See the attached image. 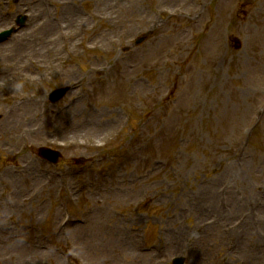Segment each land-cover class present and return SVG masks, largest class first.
<instances>
[{
    "label": "rangeland",
    "instance_id": "1",
    "mask_svg": "<svg viewBox=\"0 0 264 264\" xmlns=\"http://www.w3.org/2000/svg\"><path fill=\"white\" fill-rule=\"evenodd\" d=\"M20 14L27 23L0 44V264H125L133 234L165 243V264L233 252L262 264L264 0H0V32ZM44 18L60 48L61 29L82 41L55 73ZM20 111L39 132L6 135ZM42 146L62 151L58 165ZM93 235L104 241L91 249Z\"/></svg>",
    "mask_w": 264,
    "mask_h": 264
},
{
    "label": "bare ground",
    "instance_id": "2",
    "mask_svg": "<svg viewBox=\"0 0 264 264\" xmlns=\"http://www.w3.org/2000/svg\"><path fill=\"white\" fill-rule=\"evenodd\" d=\"M70 13L72 17L70 16ZM70 13H69L68 23H72L76 25L79 22V20L83 18L81 12L77 10L73 9ZM1 19H3V16L0 15V20ZM55 22H56L55 20H46L44 18L37 23V27L39 29L38 31H40L37 34L38 36H42L43 38L42 43L39 46L43 47L44 45L47 44V46L50 47L49 52H51L52 54L49 58V62L47 65V70L51 73H55V69L58 68L55 61L61 55L62 49H67L70 53H72L73 51L77 49L78 45L80 46L82 44V41L80 40L79 35L75 31V27L66 28L65 26H62L63 28H66V29H61L60 31V39H61V48H60L59 42L57 41V38H56V34L53 33V29L56 30L58 26L55 24ZM23 38L25 39H23L22 43L16 45L15 48H13V53H11V55H13L14 57H17L19 55L20 51L22 50L24 46L29 45L28 43L29 38H26V35ZM38 56L39 58L40 57L43 58V56L45 55H42L41 53V54H38ZM42 60H45V57ZM17 68H19L22 72H24V69L22 67H17ZM32 68H34V66L30 65V66H27L25 70L31 71ZM68 73L71 74L72 72H68ZM68 73L65 74V76L66 75L68 76ZM14 75L19 78L23 77V74H21L20 71H18V73H15ZM16 106L18 107V105ZM25 117H28V113L25 111H20L18 112L16 116H14V118H9L8 128H6L7 129L6 135L9 136L13 134V132L15 131L16 132L21 131L24 134L25 133L24 130H34V127H36V129L33 135L40 131L37 123H33V121L28 122V124L25 125L28 127V129H23V126L25 123L24 122ZM110 122L111 121H109V123ZM88 129L96 130L97 127L93 126L92 124H89V127L87 128V130ZM28 142H29V139L27 137H24V143L26 144ZM188 236H189L188 238L191 237L190 235ZM89 239L91 240L90 245H89L91 249H93L95 245H101L102 242L104 241L103 239L98 238L96 235L90 236ZM132 239H133V242H132L133 245L136 246L137 254H135L133 257H129L128 255L125 256V264H165L166 257H165V253L163 254V250L164 252L166 250L165 243H164V247L162 244L156 242V243H152L151 245H149L148 248H144L143 245L140 243V238L138 234H133ZM128 247H129V243L125 244V248H128ZM167 247L169 249L170 245H168ZM177 248L179 247L174 248L173 251H180V249H177ZM229 252H230V249L228 250V253ZM235 254L236 253L234 252L231 254V256L233 257L232 259L230 258V260L227 259L224 254L220 259V264H241L242 258L240 259L239 256ZM263 259H264V255H263ZM190 261H191L190 262L191 264H199V259L196 258L195 256H192ZM252 262L253 264H258V261L254 256H252ZM262 264H264V261L262 262Z\"/></svg>",
    "mask_w": 264,
    "mask_h": 264
},
{
    "label": "water",
    "instance_id": "3",
    "mask_svg": "<svg viewBox=\"0 0 264 264\" xmlns=\"http://www.w3.org/2000/svg\"><path fill=\"white\" fill-rule=\"evenodd\" d=\"M20 22L22 21V19H20L19 20ZM145 38H146V36H143L142 38H140L139 40H138V42H142L143 40H145ZM65 92H66V89L64 88V89H59V90H56V91H54L52 94H51V98H52V100L53 101H56V100H59L64 94H65ZM44 151V150H43ZM44 154H46V155H48V156H50V157H52V158H54V159H58V156L57 155H55L54 153H51V152H49V151H44ZM177 263L178 264H182V262H180V261H177Z\"/></svg>",
    "mask_w": 264,
    "mask_h": 264
}]
</instances>
